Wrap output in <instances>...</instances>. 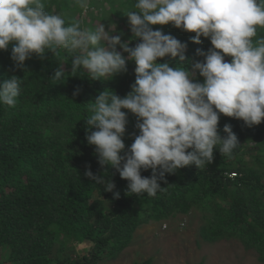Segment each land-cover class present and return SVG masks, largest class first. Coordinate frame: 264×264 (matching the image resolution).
<instances>
[{
    "label": "trees",
    "instance_id": "1",
    "mask_svg": "<svg viewBox=\"0 0 264 264\" xmlns=\"http://www.w3.org/2000/svg\"><path fill=\"white\" fill-rule=\"evenodd\" d=\"M107 2L114 7L110 12L118 16L122 42L131 40L133 33L123 12L135 0ZM105 4L106 0H90L89 9L97 14ZM46 10L62 14L69 22L83 14L74 0H48ZM94 17L99 18H90ZM152 27L187 43L185 54L192 62L204 59L195 56L197 49L212 47L209 38L193 43L195 33L172 24ZM258 35H264V29H258ZM139 42L133 40L130 46ZM117 50L122 52L119 46ZM10 53L11 44L7 51L0 50V82L15 75L22 84L15 107L0 105V264H101L106 256L116 257L126 248L137 228L193 208L203 214L205 240L237 238L247 249L258 251L264 263V122L248 127L243 120L221 114L219 134L226 136L224 126L231 124L240 143L230 156L222 155L218 145L210 164L200 169L189 165L166 174L167 183L160 181L163 189L156 196L127 193L128 181L115 169L99 165L95 146L86 140L84 119L90 114L89 102L100 92L112 90L124 97L131 91L135 62L128 61L127 72L109 80H92L81 70L75 77L55 81L51 78L58 68L70 71V54L61 50L56 57L48 51L43 59L33 54L23 69H17ZM158 62L175 67L179 58ZM197 77L203 82L198 73ZM77 89L79 95H74ZM136 123L137 117L128 112L126 147L133 143V134H139ZM247 150H254L253 159ZM89 165L94 175L111 177L113 192L104 191L103 184L84 175ZM230 172L238 176L231 178ZM151 174L150 169L142 170V176ZM115 192L119 199L114 198ZM60 236L87 241L92 247L78 257L68 255L62 245L57 257H51ZM151 260L135 264H150Z\"/></svg>",
    "mask_w": 264,
    "mask_h": 264
},
{
    "label": "clouds",
    "instance_id": "2",
    "mask_svg": "<svg viewBox=\"0 0 264 264\" xmlns=\"http://www.w3.org/2000/svg\"><path fill=\"white\" fill-rule=\"evenodd\" d=\"M47 2L0 0V50L11 44L17 69L33 54L43 59L51 51L59 57L63 50L71 55V68H58L51 78L55 81L81 70L92 80H109L127 72L128 61L135 62L131 91L124 97L112 90L100 92L89 102L90 114L84 119L86 140L95 146L99 165L127 180V193L156 196L163 189L160 181L167 183L166 174L210 164L218 145L222 155L230 156L240 143L231 124L224 126L226 136L219 134L221 114L248 127L264 122V35H258L264 29V0H135L123 12L133 33L127 42H122L123 33L113 35L116 25L110 24L109 30L104 23L83 27L79 19L69 22L47 11ZM74 2L88 12L90 0ZM168 24L195 33L193 43L210 39L211 48L195 53L203 61L192 62L185 54L187 43L152 27ZM133 40L141 42L131 47ZM165 57H178L179 62L175 67L158 62ZM21 84L15 75L0 82V105L15 107ZM128 112L137 117L139 130L130 147L124 142ZM149 169L151 176H142ZM84 175L103 184L104 191L115 189L111 177L94 175L90 165ZM228 175L236 178L238 173ZM119 196L114 193V198Z\"/></svg>",
    "mask_w": 264,
    "mask_h": 264
},
{
    "label": "rangeland",
    "instance_id": "3",
    "mask_svg": "<svg viewBox=\"0 0 264 264\" xmlns=\"http://www.w3.org/2000/svg\"><path fill=\"white\" fill-rule=\"evenodd\" d=\"M112 7L106 0L104 10L92 14L90 9L79 17L83 27L88 24L96 27L104 23L117 26L113 35H118L119 20L110 12ZM115 8H119L116 3ZM99 16L97 19L90 17ZM90 18V19H89ZM89 19V20H88ZM88 21V22H87ZM89 28V27H88ZM255 145V142H251ZM248 158L253 159L254 150H247ZM183 225V227H181ZM205 225L203 214L197 208L179 213L169 219L150 222L137 228L133 240L116 257H108L101 264H135L152 259L150 264H264L259 260V252L247 249L237 238H222L216 241L205 240L202 229ZM63 245L64 252L71 256H81L91 249V243L60 236L51 257H57ZM66 254V256H67Z\"/></svg>",
    "mask_w": 264,
    "mask_h": 264
}]
</instances>
